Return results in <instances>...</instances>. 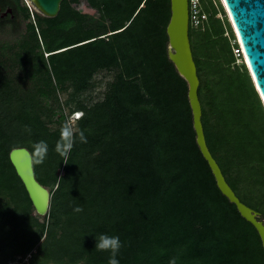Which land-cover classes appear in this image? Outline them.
Listing matches in <instances>:
<instances>
[{"label": "trees", "instance_id": "trees-1", "mask_svg": "<svg viewBox=\"0 0 264 264\" xmlns=\"http://www.w3.org/2000/svg\"><path fill=\"white\" fill-rule=\"evenodd\" d=\"M0 7V26L18 28L19 11L27 19L19 40L0 46V264L29 254V264H107L110 254L95 249L100 234L119 236L120 264H264L259 232L197 143L188 83L168 54L171 0H62L55 17L24 0ZM200 7L207 19L190 20L189 37L206 142L264 219V105L221 1ZM102 71L115 72L104 96L85 97ZM63 106L83 111L68 163L56 151ZM40 141L47 155L36 164ZM15 147L31 151L52 193L45 216L10 159Z\"/></svg>", "mask_w": 264, "mask_h": 264}, {"label": "water", "instance_id": "water-1", "mask_svg": "<svg viewBox=\"0 0 264 264\" xmlns=\"http://www.w3.org/2000/svg\"><path fill=\"white\" fill-rule=\"evenodd\" d=\"M236 40L242 48L245 62L254 86L264 105V0H220ZM37 11L47 17L58 15L62 0H31ZM1 10V7H0ZM6 9L1 16L12 14ZM190 0H171V17L167 25L169 37L168 54L178 72L188 83V96L193 113L194 128L199 148L208 161L224 195L236 204L240 213L257 229L264 246V219L261 214L242 202L227 182L222 169L213 157L205 138L202 123V106L198 95L200 79L193 57L190 37ZM10 159L25 185L36 212L45 216L49 213L50 189L40 183L35 175L33 155L27 147H15Z\"/></svg>", "mask_w": 264, "mask_h": 264}, {"label": "clouds", "instance_id": "clouds-1", "mask_svg": "<svg viewBox=\"0 0 264 264\" xmlns=\"http://www.w3.org/2000/svg\"><path fill=\"white\" fill-rule=\"evenodd\" d=\"M241 49V47H240ZM30 131V129H29ZM80 141L82 143L87 142V138L85 137L83 132L79 133ZM74 144L73 140V131L70 124H65L61 129L60 140L57 142L56 151L65 159L63 160L65 163L67 162V155L71 150ZM47 155V143L45 141H40L34 145V162L36 164H42ZM75 211H82L81 208H76ZM96 245L95 249L100 252H108L109 258L107 264H120L118 254L120 252L122 242L119 236H110L108 234H100L98 237L96 236ZM170 264H175V260H171Z\"/></svg>", "mask_w": 264, "mask_h": 264}, {"label": "rangeland", "instance_id": "rangeland-1", "mask_svg": "<svg viewBox=\"0 0 264 264\" xmlns=\"http://www.w3.org/2000/svg\"><path fill=\"white\" fill-rule=\"evenodd\" d=\"M25 4L29 6V8L33 11H37L36 7L33 5L31 0H24ZM80 9L83 10L84 12H89L91 14L95 13V10L87 6L86 4H82L80 6ZM38 12V11H37ZM41 14V13H40ZM218 16H222V14H218ZM6 17V16H4ZM17 22H18V28L14 27V24L12 23H5L2 26H0V46L3 45H8V44H13L19 40L21 35L25 33L26 31V24H27V19L24 18L23 13L19 11L18 17H17ZM195 26V25H193ZM197 27V26H195ZM1 50V47H0ZM115 72H106L102 71L99 72L95 75V81L97 82V85L93 88H91L89 91H87L84 96L88 97L93 95L95 99L102 98L104 96V93L108 89V84L114 79ZM65 95L61 96V101L64 102L65 100ZM63 112L66 115L67 118V123L69 124L68 120L70 119V116L72 113H70L69 107L63 106ZM75 124L76 123H71L72 130L75 129ZM54 126V124H53Z\"/></svg>", "mask_w": 264, "mask_h": 264}, {"label": "built area", "instance_id": "built-area-1", "mask_svg": "<svg viewBox=\"0 0 264 264\" xmlns=\"http://www.w3.org/2000/svg\"><path fill=\"white\" fill-rule=\"evenodd\" d=\"M207 19V14L201 11L200 0H190V20L193 25L199 26L202 22ZM235 53L238 57V63H245L242 48H235ZM83 115V111H75L71 114L68 120L69 124L76 123ZM31 254L25 257L23 260L18 258L10 261L8 264H29Z\"/></svg>", "mask_w": 264, "mask_h": 264}, {"label": "bare ground", "instance_id": "bare-ground-1", "mask_svg": "<svg viewBox=\"0 0 264 264\" xmlns=\"http://www.w3.org/2000/svg\"><path fill=\"white\" fill-rule=\"evenodd\" d=\"M244 60H245V62L247 63V60H246V57L244 56Z\"/></svg>", "mask_w": 264, "mask_h": 264}, {"label": "flooded vegetation", "instance_id": "flooded-vegetation-1", "mask_svg": "<svg viewBox=\"0 0 264 264\" xmlns=\"http://www.w3.org/2000/svg\"><path fill=\"white\" fill-rule=\"evenodd\" d=\"M7 16V15H6Z\"/></svg>", "mask_w": 264, "mask_h": 264}]
</instances>
